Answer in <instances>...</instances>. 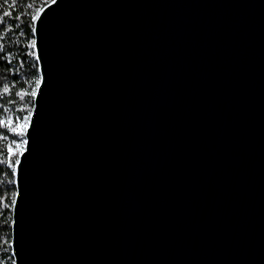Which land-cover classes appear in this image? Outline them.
<instances>
[{
  "label": "water",
  "instance_id": "95a60500",
  "mask_svg": "<svg viewBox=\"0 0 264 264\" xmlns=\"http://www.w3.org/2000/svg\"><path fill=\"white\" fill-rule=\"evenodd\" d=\"M39 13L14 264H264V0Z\"/></svg>",
  "mask_w": 264,
  "mask_h": 264
},
{
  "label": "trees",
  "instance_id": "16d2710c",
  "mask_svg": "<svg viewBox=\"0 0 264 264\" xmlns=\"http://www.w3.org/2000/svg\"><path fill=\"white\" fill-rule=\"evenodd\" d=\"M52 0H0V264H14L11 256L12 240V205L15 199L14 185L15 164L17 155L8 151L9 145L14 149L18 136L12 128L22 123L17 117L32 112L34 97L30 95L35 88V81L40 79L31 47L33 25L31 17L36 15ZM29 5L31 7H29ZM11 12L4 17L3 12ZM19 17V19H17ZM4 85L8 92H4ZM25 93V95H20ZM8 109V111H5ZM13 123L9 125L8 119Z\"/></svg>",
  "mask_w": 264,
  "mask_h": 264
},
{
  "label": "snow or ice",
  "instance_id": "6c2138e0",
  "mask_svg": "<svg viewBox=\"0 0 264 264\" xmlns=\"http://www.w3.org/2000/svg\"><path fill=\"white\" fill-rule=\"evenodd\" d=\"M52 2L53 3H55V0H52ZM12 3H13V6H15V3H16V0H12ZM29 7H31L30 5H29ZM3 16L4 17H10L11 16V12L10 11H8V10H5L4 12H3ZM40 18V13H39V11H37V13H36V15H33L32 17H31V23H32V25H35V22L38 20ZM17 19H19V17H17ZM0 23H4V21H2V20H0ZM33 33L35 32V27L33 26ZM31 47L32 48H35L36 47V40L35 39H33L32 41H31ZM39 59V57H37V60ZM43 78L42 77H40V79H37L36 81H35V88H34V90H32L31 91V93H30V95L32 96V97H36L37 96V93H38V91H39V89H40V84H41V80H42ZM8 86L7 85H4V92H8ZM20 95H25V93H20ZM5 111H8V109H5ZM17 119H19V120H21L22 121V123H20L19 124V129H17V128H12V132L13 133H15L17 136H19L20 137V142L19 143H16L15 141H14V143H16V147L17 148H21V149H23V148H25L27 145H28V140L27 139H25L24 137L27 135V128L29 127V122L31 121V119H32V112H28V114L27 115H23L22 117H17ZM0 123H3V121H0ZM8 123H9V125H11L12 123H13V120H12V118H9L8 119ZM11 145H9V149H8V151L9 152H11ZM23 151H21V152H19V155L20 156H23ZM21 163V161H20V159H16L15 161H14V164L15 165H19ZM9 203L12 205V206H15V204H16V200L15 199H12V200H10L9 201Z\"/></svg>",
  "mask_w": 264,
  "mask_h": 264
},
{
  "label": "rangeland",
  "instance_id": "374dc122",
  "mask_svg": "<svg viewBox=\"0 0 264 264\" xmlns=\"http://www.w3.org/2000/svg\"><path fill=\"white\" fill-rule=\"evenodd\" d=\"M16 128L17 129H19V124L16 126ZM19 137V136H18ZM20 142V137L18 138V141L16 142V143H19ZM16 143H15V147H14V149H12L11 150V154L14 156V155H17L18 154V156H19V152H21V151H23V149H21V148H17L16 147Z\"/></svg>",
  "mask_w": 264,
  "mask_h": 264
}]
</instances>
